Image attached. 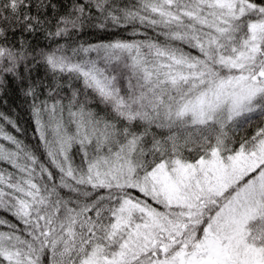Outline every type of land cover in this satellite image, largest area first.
Listing matches in <instances>:
<instances>
[{"label":"snow or ice","instance_id":"obj_1","mask_svg":"<svg viewBox=\"0 0 264 264\" xmlns=\"http://www.w3.org/2000/svg\"><path fill=\"white\" fill-rule=\"evenodd\" d=\"M0 102V264H264V0H0Z\"/></svg>","mask_w":264,"mask_h":264},{"label":"trees","instance_id":"obj_2","mask_svg":"<svg viewBox=\"0 0 264 264\" xmlns=\"http://www.w3.org/2000/svg\"><path fill=\"white\" fill-rule=\"evenodd\" d=\"M0 110L3 111H9L10 110V106H4L2 104V102H0ZM21 123L22 125H24L25 121H27L28 117L26 116V114H24L23 112H21ZM26 126V125H25Z\"/></svg>","mask_w":264,"mask_h":264}]
</instances>
